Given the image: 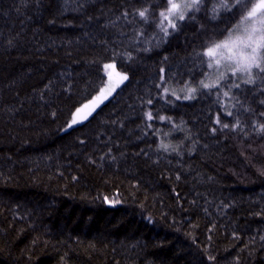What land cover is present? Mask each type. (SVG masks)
<instances>
[{
    "label": "trees",
    "instance_id": "obj_1",
    "mask_svg": "<svg viewBox=\"0 0 264 264\" xmlns=\"http://www.w3.org/2000/svg\"><path fill=\"white\" fill-rule=\"evenodd\" d=\"M227 2L164 36V0H0V264H264V73L199 87Z\"/></svg>",
    "mask_w": 264,
    "mask_h": 264
},
{
    "label": "snow or ice",
    "instance_id": "obj_2",
    "mask_svg": "<svg viewBox=\"0 0 264 264\" xmlns=\"http://www.w3.org/2000/svg\"><path fill=\"white\" fill-rule=\"evenodd\" d=\"M203 0H164V9L159 11V22L158 27L160 31L167 36L169 34V29L173 31L176 30L177 24L176 21H184L188 13H193L190 19L195 18V13L201 10ZM249 5H251L249 7ZM231 7H237L238 10L246 9L242 13V18L239 24L236 25L235 29L228 32L227 36L219 41L214 42L212 45L206 47V49L201 54L203 57H206L205 65L208 69H216L219 74L216 76V79L212 80L211 76H208L207 79L210 82H205V80L199 81V87L201 89L209 90L206 94H212L211 89H217L215 93L217 97L221 95L220 90V81L226 79L224 72L219 71L221 66L226 67L231 76L235 77L237 73L246 76L243 79L245 84H254L255 80L253 78V69L258 70L259 73H264V0H255L253 3L252 0H235V3ZM219 8H222L225 11L230 10V5L227 0H220ZM218 11L217 8H213V13L215 14ZM138 15L145 23L148 22L149 8L145 7L143 9H138L135 13ZM127 13H125V16ZM215 18V15L213 16ZM236 32L238 34H233ZM106 69L114 68L115 65L107 64L104 66ZM111 75V74H109ZM119 76L118 83H122L124 80H127V75ZM229 91H223L222 95L224 97H229L231 88H240L239 83H232L228 85ZM113 89H108L110 94ZM164 95H168V89L164 88ZM197 91L196 88H188L187 94L183 96L185 100L195 99L194 93ZM107 94L101 91V95L96 97L93 101L92 110L98 105L99 102H102L103 99L107 98ZM171 95L176 96V99L179 100L181 97L176 95L175 92H172ZM219 102V100H218ZM149 104L152 103V100L148 101ZM264 103V101H261ZM85 107H88L85 105ZM80 112V109L77 110V113ZM90 114V113H89ZM148 120L153 119V114L151 111L145 113ZM227 115L231 116L232 113L229 111ZM264 115V113H262ZM160 120H164L165 117H158ZM78 123L75 116L72 119L71 127L73 124ZM216 123H220L219 116L216 118ZM151 125H149L150 127ZM239 121L237 120L234 128L239 127ZM228 124H223L222 128H228ZM260 131H264V124L259 126ZM215 131V129H213ZM162 147L167 150L168 145H162Z\"/></svg>",
    "mask_w": 264,
    "mask_h": 264
},
{
    "label": "rangeland",
    "instance_id": "obj_3",
    "mask_svg": "<svg viewBox=\"0 0 264 264\" xmlns=\"http://www.w3.org/2000/svg\"><path fill=\"white\" fill-rule=\"evenodd\" d=\"M233 34L235 35V34H238V33L233 32ZM219 71L224 72L225 75H227L228 73H230L229 70L226 67H224V66H221L220 69H219ZM109 74H111V75H109ZM109 74H108V78L106 80L104 89H102V91L105 94H107L108 89H114V87L117 84V81L119 79V76H117V72L114 71V69L110 68ZM218 74H219V72H217L216 69H210V75L209 76H211V79L212 80L216 79V76ZM100 95H101V93H100ZM100 95H98V96H100Z\"/></svg>",
    "mask_w": 264,
    "mask_h": 264
}]
</instances>
